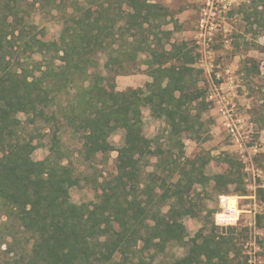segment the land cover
Wrapping results in <instances>:
<instances>
[{"label": "trees", "instance_id": "trees-1", "mask_svg": "<svg viewBox=\"0 0 264 264\" xmlns=\"http://www.w3.org/2000/svg\"><path fill=\"white\" fill-rule=\"evenodd\" d=\"M56 1L67 0H0V264H233V238L212 220L207 228L215 209L196 187L244 194L241 163L229 156L226 171L207 176L184 155V137L206 132L211 102L194 53L162 28L167 8L152 0ZM36 4L60 9L57 38L32 20L28 6ZM139 60L149 80L117 90L115 76ZM143 108L163 121L161 135L144 134ZM65 132L80 143L83 170L65 155ZM44 145L47 154L35 159ZM112 150L114 171L103 175L94 160ZM81 184L95 200H71L70 188ZM258 197L264 202V188ZM187 217L202 222L192 236ZM171 244L183 255L158 259Z\"/></svg>", "mask_w": 264, "mask_h": 264}, {"label": "rangeland", "instance_id": "rangeland-1", "mask_svg": "<svg viewBox=\"0 0 264 264\" xmlns=\"http://www.w3.org/2000/svg\"><path fill=\"white\" fill-rule=\"evenodd\" d=\"M71 1L56 3L68 7ZM152 1L167 8L169 16L162 28L171 32L169 42L185 41L194 53V66L201 71L198 85L211 102L202 114L206 132L199 140L184 137V155L195 158L207 176L226 171L229 156L241 163L246 192L226 193L239 198L236 224L215 223L219 194L212 189V183L196 187L206 208L215 209L207 218V228L213 222L219 233L233 238L230 255L233 264H264V226L257 224V216L264 213V202L258 197V190L264 188V0ZM28 9L32 20L44 29L47 37H58L62 28L59 8L36 4ZM166 47L169 48V43ZM105 58L101 56L100 61ZM134 69L132 73L115 76L117 90L144 86L149 80L141 60ZM142 115L144 134L161 135L165 129L163 121L151 117L147 108L142 109ZM122 134L117 130L109 137L114 147L121 144ZM62 138L68 160L78 171L83 170L77 152L80 143L69 132L63 133ZM47 152V146H41L33 152V157L41 159ZM116 154L112 150L106 159L98 156L94 160L103 175L114 171ZM150 169L148 166L147 170ZM250 194L254 198L246 197ZM70 198L75 203L95 200L96 192L90 185L81 184L70 188ZM183 222L190 236L202 225L198 217H187ZM183 253L182 246L171 244L158 259H173Z\"/></svg>", "mask_w": 264, "mask_h": 264}, {"label": "built area", "instance_id": "built-area-1", "mask_svg": "<svg viewBox=\"0 0 264 264\" xmlns=\"http://www.w3.org/2000/svg\"><path fill=\"white\" fill-rule=\"evenodd\" d=\"M233 131V127L230 128ZM253 194L246 197H252ZM238 196L232 194H220L218 195L219 210L215 213V223L219 225H233L236 224L239 219V204ZM223 217V219H219Z\"/></svg>", "mask_w": 264, "mask_h": 264}, {"label": "clouds", "instance_id": "clouds-1", "mask_svg": "<svg viewBox=\"0 0 264 264\" xmlns=\"http://www.w3.org/2000/svg\"><path fill=\"white\" fill-rule=\"evenodd\" d=\"M219 219H223V217H220Z\"/></svg>", "mask_w": 264, "mask_h": 264}]
</instances>
